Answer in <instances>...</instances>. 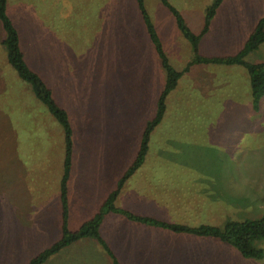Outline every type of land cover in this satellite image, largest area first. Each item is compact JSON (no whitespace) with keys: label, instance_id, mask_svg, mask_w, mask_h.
I'll return each mask as SVG.
<instances>
[{"label":"rangeland","instance_id":"obj_1","mask_svg":"<svg viewBox=\"0 0 264 264\" xmlns=\"http://www.w3.org/2000/svg\"><path fill=\"white\" fill-rule=\"evenodd\" d=\"M213 1L169 0L195 31L201 27L199 12ZM144 6L170 63L182 70L193 54L191 43L180 38L174 17L161 0H144ZM220 12L219 24L228 20V14L240 18L242 48L264 16V0H223ZM7 14L19 32L28 64L43 73L57 103L69 115L73 154L67 227L75 230L98 212L99 202L132 163L144 127L155 114L165 72L135 0H8ZM2 37L0 24V41ZM178 42L189 45L177 50ZM225 44L210 48L203 41L201 47L217 55L233 53ZM245 60L264 63V42ZM6 69L0 45V209L4 214L0 261L7 260V254L13 256L11 251L21 253L22 244L31 240L32 250L10 263L22 264L62 233L60 175L65 140L60 123ZM187 78L170 95L163 121L150 136L145 160L125 181L118 205L132 213L191 226L222 227L227 221L264 216V97L254 110L247 71L238 64L210 63ZM194 80H204L207 90H200L201 84L195 85ZM9 158L8 168L14 166L16 171L20 165L27 166L23 170L28 168L34 179L27 185L24 202L19 191L8 192L12 183L3 181L2 165ZM13 179L9 176V183ZM161 184L188 197L178 205L190 202V218L182 213L183 207L177 216L178 208L171 202L158 206L162 211L149 204ZM15 210L20 212L15 215ZM106 214L101 235L110 244L111 236L118 235V246L113 248L120 263L149 262L151 256L141 254L155 250L156 233L163 250L195 241L193 234L151 227L119 213ZM110 217L117 219L109 222ZM161 233L176 238L162 239ZM212 240L221 242L222 249L208 246L210 251L193 259L204 256L208 264H264V238L253 243L262 250L261 258L244 257L235 247ZM70 247L89 249L94 256L97 249V255L105 256L101 260L107 258L92 239H80ZM64 250L49 261L63 256ZM194 251L191 248L188 254ZM127 253L133 255L131 260ZM62 259V264L68 263L63 257L56 261Z\"/></svg>","mask_w":264,"mask_h":264},{"label":"trees","instance_id":"obj_2","mask_svg":"<svg viewBox=\"0 0 264 264\" xmlns=\"http://www.w3.org/2000/svg\"><path fill=\"white\" fill-rule=\"evenodd\" d=\"M7 1L8 0H0V24L3 31V37L0 41V45L3 48L5 65L8 67V70L10 69L12 71L11 73H14V75L21 81L20 86L28 88L32 95L49 111L54 119L60 123L64 131L65 140L63 173L60 181L62 233L60 237L51 245L31 256L28 261L23 264H43L52 255L85 237H91L97 240L110 256L112 263L121 264L99 233V226L103 216L108 212L119 213L127 216L135 222L168 229L176 233H187L200 237L215 238L227 245L235 247L244 257L261 258L263 256L262 250L255 247L253 243L255 240L264 238V216L257 219L227 221L222 227L206 223L191 226L177 222H167L151 216L134 214L128 210L115 206V199L125 181L143 164L148 151L150 135L155 127L161 122L165 113L166 97L168 93L176 87L177 81L182 72L188 69L192 64L211 62L239 64L243 66L248 74L252 108L254 110L259 109L261 99L264 97V63L248 62L245 60V56L251 51L256 50L259 45L264 42V16L258 19L254 29L247 37L239 52L231 56L205 57L200 55L198 52L200 34H196L189 29L180 13L169 3L168 0H161V3L175 16L178 28L181 30L184 37L191 43L193 49V57L191 61L187 64L183 71H178L168 62L161 41L145 9L144 0H135L146 32L154 47L159 63L165 72V83L157 97L155 114L144 127L139 146L132 163L128 166L117 182L115 189L103 202L99 211L92 218L84 221L77 229L69 230L67 227V180L71 169L73 154L72 126L67 110L63 109L57 103L54 98L52 86H50L44 79L43 73L35 70L28 64L26 60V52L20 44L19 32L7 14ZM221 2L222 0H214L211 6L207 9L201 33H205L207 31L211 19ZM8 70L6 69V72H8Z\"/></svg>","mask_w":264,"mask_h":264},{"label":"crops","instance_id":"obj_3","mask_svg":"<svg viewBox=\"0 0 264 264\" xmlns=\"http://www.w3.org/2000/svg\"><path fill=\"white\" fill-rule=\"evenodd\" d=\"M169 1V0H168ZM214 2V1H213ZM212 2V3H213ZM223 2V0H222ZM222 2L220 3V5L218 6V8L216 9L215 11V14L214 16L212 17L211 19V22L209 24V27L207 29V31L205 33H201L202 31V28H203V25H204V19H205V14H206V11L207 9L211 6L212 3H209L208 5H204L205 7L202 8L201 12H199V22L201 24V27L198 28V31H195L194 27L193 26H190L187 21H186V17L185 15L183 14V12L178 9L177 7L173 6L170 2V4L180 13V15L182 16L185 24L189 27V29L196 33V34H200V38H199V42H198V52L200 55L202 56H205V57H223V56H231V55H234L236 54L237 52H239L241 50V21H240V18L239 17H234L233 15L234 14H228V20L223 23V24H219V21H221V19H218V16L221 15V12H220V8H221V5H222ZM167 8V7H166ZM146 9V8H145ZM168 9V8H167ZM169 10V9H168ZM147 11V10H146ZM169 12L171 13V11L169 10ZM148 13V12H147ZM172 14V13H171ZM149 15V14H148ZM173 15V14H172ZM150 17V16H149ZM174 17V20H175V24L177 26V23H176V19H175V16L173 15ZM223 17V16H222ZM151 19V18H150ZM142 20V18H141ZM152 21V20H151ZM143 23V21H142ZM153 23V22H152ZM144 25V23H143ZM154 25V24H153ZM145 28V27H144ZM155 28V26H154ZM178 28V26H177ZM254 29V28H253ZM156 30V29H155ZM178 30L180 31L182 37H180L181 39H186L184 37V35L182 34L181 30L178 28ZM252 32V31H251ZM250 32V33H251ZM157 33V31H156ZM158 35V33H157ZM249 36V35H248ZM159 37V35H158ZM160 39V37H159ZM187 40V39H186ZM161 41V40H160ZM205 42L206 44L210 45V48H213L215 46V44H220V43H226V48L227 50H234L232 51L233 53H230L229 55H217V54H214V53H209L208 51H206L204 48L201 47V43L202 42ZM245 43V42H244ZM161 44H162V41H161ZM189 44H182L181 42H178L176 45H175V48L177 50H180L181 48H187ZM260 46V45H259ZM162 47H163V44H162ZM191 47V46H190ZM243 47V46H242ZM154 48V47H153ZM163 50H164V47H163ZM191 50V48H190ZM210 50V49H209ZM166 56H167V59H168V62L170 63L169 61V58H168V55L166 53V51L164 50ZM212 52V51H210ZM193 57V54H192V51H191V54H190V57L187 59L186 61V64L185 66L183 67L182 70H178V71H183L185 69V67L187 66V64L191 61L192 57ZM158 58V57H157ZM158 63H159V59H158ZM211 63V62H210ZM209 62L208 63H195V64H192L188 69L184 70L181 74V76L179 77L178 81H177V85L176 87L171 90L167 97H166V100H165V104H166V109H165V113L167 111V106L169 104V97L172 93H174L180 86L181 84V81L183 79H185L184 81H186V79H188L187 77L193 73V71H196V70H200L202 69V67H205L206 65L210 64ZM171 64V63H170ZM172 65V64H171ZM239 65V64H238ZM159 66L161 67L160 63H159ZM162 68V67H161ZM163 69V68H162ZM193 83L195 85H199L201 84L200 86V90H204L202 88H207V86L204 84V80H194ZM202 87V88H201ZM207 90V89H206ZM202 92V91H201ZM31 93V92H30ZM164 113V115H165ZM163 115V117H164ZM163 121V118L161 120V122L155 127V129L162 123ZM154 129V130H155ZM153 130V131H154ZM152 131V132H153ZM152 134V133H151ZM151 136V135H150ZM9 161H11V159L9 158V160H6L5 161V164L2 165V166H5L4 167V170L2 172V174L4 175L3 176V181L6 182L7 184H11V189H8V192L9 193H15L17 194L18 191L19 193H21L23 195V199L21 202H24L25 200V193L28 192L27 188L33 183L32 181L34 180L32 178V175L31 173L28 171V168L25 170H23L25 167L27 166H19L16 171L14 170L16 167H12V168H8V163ZM9 169H11V172L9 171ZM22 169V170H21ZM63 173V172H62ZM71 173H72V162H71V169H70V173H69V177H68V180H67V198H68V201H69V197H68V191H69V188H68V182H69V179H70V176H71ZM13 175L14 179L12 180V182L9 183V176ZM62 176V174L60 175ZM17 177V180H15V178ZM28 181V183H27ZM18 185V187H17ZM28 185V187H27ZM124 186V185H123ZM178 187V186H177ZM181 187V186H180ZM123 188V187H122ZM121 188V189H122ZM115 189V187H113L112 189L108 190L107 192V196L102 199L100 202H99V207L101 208L103 202L106 200V198L108 197V195ZM121 191V190H120ZM120 194V192H119ZM119 194H118V198L119 197ZM10 197V194L9 196L6 197V200H8V198ZM16 197V196H15ZM116 197L115 199V206L121 208V209H124V210H128V209H125L123 208L122 206L118 205V198ZM121 197H122V194H121ZM194 198V196H193ZM188 197L185 196L184 194H179L178 193V189H175V188H168L166 189L165 188V185L161 184V186L159 187V191L158 193L154 196L153 199L150 200L149 204H153L156 206L157 210H161L162 209H158V206H163L165 203H173L175 204L176 208H178L177 211H175L177 213V216H180V207H183V211L182 213L184 214L185 217H191L193 214L190 213V210H189V205H190V202L189 203H186V204H181V205H178V202H186L184 200H187ZM9 201V200H8ZM13 206H16L15 204L12 205ZM11 208V207H10ZM99 208V209H100ZM99 211V210H98ZM130 211V210H129ZM8 212V211H7ZM20 211L19 210H15L14 214H18ZM60 213H61V207H60ZM97 213V212H96ZM95 213V214H96ZM110 213V212H108ZM113 215H116L118 213H115V212H112ZM94 214V215H95ZM136 214V213H134ZM10 215V214H9ZM93 215V216H94ZM107 214H105L103 216V219L101 221V224L105 218ZM140 215V214H138ZM142 215V214H141ZM11 216V215H10ZM144 216H151V217H154V218H157V219H160V220H164L166 221L165 219H163V217H158V216H153V215H144ZM4 218V214L2 215L1 213V209H0V223L2 222L1 218ZM69 206H68V219H69ZM92 218V217H91ZM111 218L112 219H117L115 217H110L109 218V222L111 221ZM90 219V218H89ZM61 220H62V216H61ZM88 220V219H87ZM167 222H173V221H167ZM139 223V222H138ZM101 224L99 226V233L101 235V231H100V227H101ZM61 225H62V222H61ZM67 225H68V220H67ZM151 226V225H149ZM62 227V226H61ZM151 227H155V228H159V227H156V226H151ZM1 230V228H0ZM176 233V232H174ZM187 236H190V234H187L185 233ZM192 235V234H191ZM161 236H162V239H171V238H176V236H173V234H164V233H161ZM165 236V237H164ZM101 237L105 240V242L107 243V245L109 246V248L112 250V252L116 255V257H119V254H117V252L114 250L113 248V244H114V247L117 248L118 244L116 243V238L118 237V235L115 233L113 236H111V240H112V244H110L106 238H104L102 235ZM195 241L191 244L189 243L188 245L186 244H182L180 243L179 244V247L175 244H171V247L168 248V249H162V246H163V243L159 241V237H158V233H156V239H157V245L154 247L155 250L152 251V253H144V254H141V255H149L151 256V260L148 262H144L142 264H208V262L204 259V256L201 258V259H198L196 260V254H201V255H205L206 254V250L207 251H210V249L208 248H211V247H208V246H213L215 248H218V249H222V246L221 245V242L217 241V240H212V239H215V238H209V237H200V236H197V235H193L192 236ZM198 237V238H196ZM85 238H88V239H92L94 240L95 242H97L100 247L102 248V251H103V254L106 255V260H101V259H104L105 256H99L97 255L98 253V250L95 249L94 252L96 254V256L92 255L89 251V249H83V248H73V247H70L67 246L65 247V250L63 251V256H57V259H61L62 257L63 258H66L68 263L67 264H113L112 263V260L110 258V256L107 254V252L105 251V249L101 246V244L91 238V237H85ZM209 238V239H207ZM58 239V238H57ZM56 239V240H57ZM83 239V238H82ZM179 239V238H178ZM182 241V240H181ZM52 244V243H51ZM50 244V245H51ZM90 247L93 248L92 244L91 243H88ZM181 244L183 246V248L181 247ZM207 244V245H205ZM35 243L32 242L31 240L25 242L22 244V246L20 247L22 250H21V253L19 254H16L15 252L16 251H11V253L13 254V256L11 254H7L8 255V258L7 260H1L0 261V264H10L11 261H12V258H17L19 261L22 259L20 254H23V253H28L30 252L29 250H32V248L34 247ZM49 246V245H48ZM195 246V247H194ZM201 248L203 247L202 249H199L197 247ZM47 247V246H46ZM70 247V248H69ZM208 247V248H207ZM226 247V246H224ZM45 248V247H44ZM42 248V249H44ZM176 248H178L177 250H175ZM191 248H195V251L193 253H189V249ZM41 249V250H42ZM64 249V248H63ZM62 249V250H63ZM40 250V251H41ZM123 250V247H121V251ZM61 251V250H60ZM59 251V252H60ZM59 252H57L56 254L52 255L50 258H52L53 256L57 255ZM0 253L3 254V251H0ZM38 253V252H37ZM36 253V254H37ZM122 254V253H121ZM127 254H130L127 256L128 260H131L132 259V254L131 253H127ZM35 255V254H34ZM195 256V259H193V256ZM123 256V254L121 255ZM188 257V256H191V259H188L186 260L185 257ZM49 258V259H50ZM49 259L43 263V264H62L63 263V259L61 261H56L55 259L53 260H50ZM27 260V259H26ZM25 260V261H26ZM139 260V259H137ZM22 262L23 263H25ZM107 262V263H106ZM210 262V261H209ZM121 264H124L121 262ZM135 264H138V263H135Z\"/></svg>","mask_w":264,"mask_h":264}]
</instances>
